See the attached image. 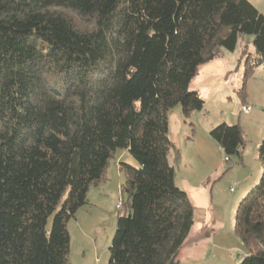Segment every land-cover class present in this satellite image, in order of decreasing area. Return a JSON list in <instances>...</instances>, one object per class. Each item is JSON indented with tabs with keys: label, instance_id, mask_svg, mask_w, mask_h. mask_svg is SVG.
<instances>
[{
	"label": "trees",
	"instance_id": "obj_1",
	"mask_svg": "<svg viewBox=\"0 0 264 264\" xmlns=\"http://www.w3.org/2000/svg\"><path fill=\"white\" fill-rule=\"evenodd\" d=\"M246 36L252 69L264 16L246 0H0V264H68L67 223L117 149L137 167L118 164L127 214L107 264L177 262L194 208L175 184L167 112L201 111L199 68ZM209 137L226 160L240 156L238 125ZM257 158L234 216L238 264H264V139Z\"/></svg>",
	"mask_w": 264,
	"mask_h": 264
},
{
	"label": "rangeland",
	"instance_id": "obj_2",
	"mask_svg": "<svg viewBox=\"0 0 264 264\" xmlns=\"http://www.w3.org/2000/svg\"><path fill=\"white\" fill-rule=\"evenodd\" d=\"M246 1L264 16V0ZM251 39H240L234 52L221 50L218 59L199 68L190 87L204 102L201 111L185 117L175 106L167 112L168 139L177 153L175 184L194 208V225L176 264H238L247 250L234 233V216L259 178L257 148L264 139V62L251 69L257 59ZM220 124L241 128L239 157L226 160L209 137ZM119 163L137 167L127 151L117 149L105 179L89 187L87 204L68 221V264H107L116 219L127 214Z\"/></svg>",
	"mask_w": 264,
	"mask_h": 264
},
{
	"label": "water",
	"instance_id": "obj_3",
	"mask_svg": "<svg viewBox=\"0 0 264 264\" xmlns=\"http://www.w3.org/2000/svg\"><path fill=\"white\" fill-rule=\"evenodd\" d=\"M169 264H176L174 263V257L170 260Z\"/></svg>",
	"mask_w": 264,
	"mask_h": 264
},
{
	"label": "built area",
	"instance_id": "obj_4",
	"mask_svg": "<svg viewBox=\"0 0 264 264\" xmlns=\"http://www.w3.org/2000/svg\"><path fill=\"white\" fill-rule=\"evenodd\" d=\"M230 190H232V189H230Z\"/></svg>",
	"mask_w": 264,
	"mask_h": 264
}]
</instances>
